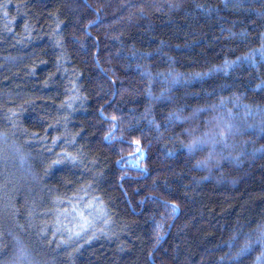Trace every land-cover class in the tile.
<instances>
[{
    "label": "trees",
    "instance_id": "obj_1",
    "mask_svg": "<svg viewBox=\"0 0 264 264\" xmlns=\"http://www.w3.org/2000/svg\"><path fill=\"white\" fill-rule=\"evenodd\" d=\"M0 264H264V0H0Z\"/></svg>",
    "mask_w": 264,
    "mask_h": 264
},
{
    "label": "snow or ice",
    "instance_id": "obj_2",
    "mask_svg": "<svg viewBox=\"0 0 264 264\" xmlns=\"http://www.w3.org/2000/svg\"><path fill=\"white\" fill-rule=\"evenodd\" d=\"M138 143V142H137Z\"/></svg>",
    "mask_w": 264,
    "mask_h": 264
}]
</instances>
